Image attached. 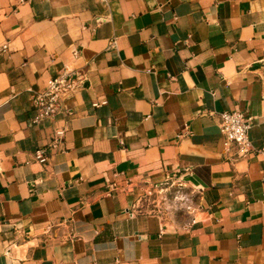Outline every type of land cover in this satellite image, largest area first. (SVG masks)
Returning <instances> with one entry per match:
<instances>
[{
    "label": "crops",
    "instance_id": "0c3cea01",
    "mask_svg": "<svg viewBox=\"0 0 264 264\" xmlns=\"http://www.w3.org/2000/svg\"><path fill=\"white\" fill-rule=\"evenodd\" d=\"M68 72L71 114L34 124ZM166 180L183 219L146 208ZM0 264H264V0H0Z\"/></svg>",
    "mask_w": 264,
    "mask_h": 264
},
{
    "label": "built area",
    "instance_id": "2783aa9c",
    "mask_svg": "<svg viewBox=\"0 0 264 264\" xmlns=\"http://www.w3.org/2000/svg\"><path fill=\"white\" fill-rule=\"evenodd\" d=\"M7 48L5 44L2 46ZM82 77L78 73H65L51 81L49 86L42 91L36 92L32 98V108L34 116L32 122L40 124L46 119H55L60 113L71 114V110L65 105L66 101L72 97L73 93L82 85ZM104 102L96 100L92 102L94 107H98ZM220 130L225 138L227 148H235L238 156L246 157L253 151V143L250 137L251 122L253 117L241 110H226L219 112ZM66 134V127L61 126L55 129V142H60ZM44 149L36 152L39 162L45 163L47 156ZM175 189V183L170 180L165 181V186L156 190L157 194H163L169 189ZM176 190V189H175ZM176 192L181 193V187ZM152 192H147L150 196ZM158 195V196H159ZM157 196V197H158ZM177 197V196H176ZM178 198V197H177Z\"/></svg>",
    "mask_w": 264,
    "mask_h": 264
},
{
    "label": "rangeland",
    "instance_id": "374dc122",
    "mask_svg": "<svg viewBox=\"0 0 264 264\" xmlns=\"http://www.w3.org/2000/svg\"><path fill=\"white\" fill-rule=\"evenodd\" d=\"M150 192L152 193L150 196H147L149 200L147 201L146 208L148 209L161 208L162 212L166 214L169 218H174V215L180 219L184 218V216H182L183 211L187 210L188 208L187 204H191L190 197H186L183 194H178L177 192H175L173 188L169 189V191H167L166 193L164 192L163 194L160 195L157 194L154 188H152ZM180 208H184V209H180Z\"/></svg>",
    "mask_w": 264,
    "mask_h": 264
}]
</instances>
